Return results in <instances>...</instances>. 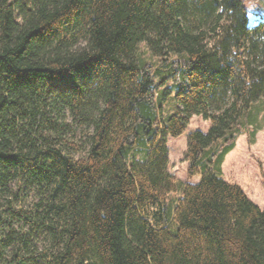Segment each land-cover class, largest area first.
<instances>
[{"label": "trees", "instance_id": "trees-1", "mask_svg": "<svg viewBox=\"0 0 264 264\" xmlns=\"http://www.w3.org/2000/svg\"><path fill=\"white\" fill-rule=\"evenodd\" d=\"M263 127L243 0H0V264H264V209L221 170Z\"/></svg>", "mask_w": 264, "mask_h": 264}, {"label": "rangeland", "instance_id": "rangeland-1", "mask_svg": "<svg viewBox=\"0 0 264 264\" xmlns=\"http://www.w3.org/2000/svg\"><path fill=\"white\" fill-rule=\"evenodd\" d=\"M247 11L248 23L253 25L256 20H264V0H243ZM209 122L199 116H192L187 129L175 138H168L167 148L169 157L170 172L179 182L197 183L199 175L188 179L187 162L183 161L187 134L189 131L198 129L206 132ZM253 142H248L247 134L242 133V139H239L234 151H229L222 163V178L230 183L251 184L256 188L257 182H261L264 176V127L256 131ZM244 147V151L242 150ZM255 177L252 178V177ZM254 179V180H253ZM263 191L264 189L260 188ZM178 193L170 194L169 199H175ZM264 197V196H263ZM261 209V208H260ZM264 209V206L261 210Z\"/></svg>", "mask_w": 264, "mask_h": 264}, {"label": "crops", "instance_id": "crops-1", "mask_svg": "<svg viewBox=\"0 0 264 264\" xmlns=\"http://www.w3.org/2000/svg\"><path fill=\"white\" fill-rule=\"evenodd\" d=\"M261 130V129H259ZM257 130V131H259ZM257 133V132H256ZM242 134V133H241ZM239 134L235 141H234V146L232 148V151L235 150L236 146H237V142L239 141V139H242L243 140V143H244V139L241 138L242 135ZM244 151V147L242 149ZM221 170H222V166H221ZM222 174H223V171H222ZM252 178L255 179V177L253 176ZM253 179V180H254ZM234 183V182H232ZM236 184V183H235ZM237 185L243 190V192L245 193V195L253 202L255 203L259 208H263L264 206V194H263V191L260 190V188L262 189V186H261V182H257L256 184V188H254V186L251 184H240V183H237Z\"/></svg>", "mask_w": 264, "mask_h": 264}]
</instances>
